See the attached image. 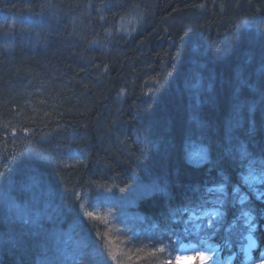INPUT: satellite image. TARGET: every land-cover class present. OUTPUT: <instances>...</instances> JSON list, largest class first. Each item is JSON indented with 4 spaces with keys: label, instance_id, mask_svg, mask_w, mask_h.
Instances as JSON below:
<instances>
[{
    "label": "trees",
    "instance_id": "1",
    "mask_svg": "<svg viewBox=\"0 0 264 264\" xmlns=\"http://www.w3.org/2000/svg\"><path fill=\"white\" fill-rule=\"evenodd\" d=\"M110 5L0 0V264H179L182 243L218 245L244 264L246 220L264 248V192L246 178L264 171V0H148L122 16ZM197 6L241 39L213 51L197 23L193 40ZM233 50L256 75L234 66L245 57ZM251 102L241 137L235 110ZM93 111L89 131L74 121ZM11 130L78 137L92 170L76 174L78 157L56 162L73 147L56 143L35 174L47 145L26 158ZM208 207L222 219L190 230L189 213Z\"/></svg>",
    "mask_w": 264,
    "mask_h": 264
},
{
    "label": "bare ground",
    "instance_id": "2",
    "mask_svg": "<svg viewBox=\"0 0 264 264\" xmlns=\"http://www.w3.org/2000/svg\"><path fill=\"white\" fill-rule=\"evenodd\" d=\"M111 1V5L110 8L111 10L115 13V14H120V16H122L123 14L133 11V9L135 7H142L144 6L145 2L148 0H129V3L127 2L126 5L124 6L121 4V2L119 0H109ZM151 2H154L155 0H149ZM190 15L192 16V21L190 22L191 25H188V29H192V39L196 40L200 38V33L199 34H195L198 31V24H205L206 27L204 28V33H202V36H207L209 38V42L211 45V49L214 51L215 49H219L223 46L224 42L231 37V35H235V37L237 39H241V36L237 35V33H233L232 31H228L227 29L223 28L222 26L220 27V24L218 23L217 20V10L215 8H202V7H194L192 9L189 10ZM130 14V13H129ZM128 14V15H129ZM127 15V16H128ZM149 28L153 26L152 22H147L146 23ZM148 26H145L146 29L148 28ZM203 27V26H202ZM196 30V32H195ZM195 32V33H194ZM254 33L250 34L247 36V38H251L253 36ZM246 34H243L242 37H245ZM246 41V40H245ZM211 52V51H210ZM233 54H236L235 57L238 59H242V57H245V61L243 62H237L238 60L234 61V66L238 67L239 69H241L242 71L245 72V74L250 75V76H254L256 75V73H254L253 68H252V63L250 62V60L247 59L246 54L244 53L243 55L237 50H233L232 51ZM212 53V52H211ZM247 59V60H246ZM216 75L215 71L214 74H212L211 76ZM217 81V80H216ZM209 89V86H208ZM186 98L188 99V97L186 96ZM204 99V98H203ZM206 100V99H204ZM232 104L230 103V106ZM256 107V104H254L253 102L247 104V105H242L240 106L238 109L235 110V115L238 119V121L233 122V127L236 131V133H238V135H240L241 137L247 136L250 134V129H251V123L250 122H241L240 118L243 116L244 111L246 110L247 114L249 111H253L254 108ZM89 118H84V119H78L75 120L76 122H79V124H86L85 129L89 131V129L93 128L92 124H95L97 122V116H98V111L95 112L93 111L90 115ZM96 129V126H95ZM21 131H23V129H21ZM34 133V139L30 140V139H21L18 135V132L15 130H11L8 132H5L4 134L7 136L8 140L13 143L14 148L21 154H23V152L25 151V155L24 157L27 158V156H30L28 154V152H32L33 151H39L40 149H42V147L44 148V145L46 144L48 147L49 151L46 153V156L41 159L39 161V159L41 157H39L38 159V163H32L33 166H31V170L33 171V173L35 174H42L43 170V164L42 162H45L47 159H50L52 156V148L54 147V145L56 143H70L78 152V155L81 159L82 162V167L78 168L76 170V174H81V173H87V171H91V164L88 162V158H87V154L81 152L78 148V141H80L78 139V137L76 139H72V137H69L67 134L65 135L63 133V131L60 130H56L55 132H53L51 135H45V134H40L39 136L36 135L37 132L35 130H33ZM49 139H53L52 141H50ZM78 139V140H77ZM70 145L66 146V149L69 147ZM66 150H59L56 152L55 155H53V157H57L61 160L58 161L54 158V160L56 162H58L59 164H61L64 167L67 166H81V162L75 160L72 161L68 155L66 154ZM41 156V155H39ZM27 160V159H26ZM69 168V167H67ZM74 173V174H75ZM256 176L259 177V184L262 187V191L264 192V171H260L257 170L256 171ZM94 181V179H93ZM59 194V192H58ZM57 194V196H58ZM90 198L92 197H86L87 201L90 200ZM260 200H264V196H262L260 198ZM74 203H77V200L74 201V197L72 193H69V197H68V202H66V204H68L69 206L73 205ZM134 213V215L138 218H143V215L139 212V211H135L132 212ZM162 230L156 231L155 235L156 236H161L162 235ZM186 243H182L181 246V252L180 255L178 257L179 259V264L181 263V260H183L184 256H186L189 253V250L186 247ZM227 254H229V252H226Z\"/></svg>",
    "mask_w": 264,
    "mask_h": 264
},
{
    "label": "rangeland",
    "instance_id": "3",
    "mask_svg": "<svg viewBox=\"0 0 264 264\" xmlns=\"http://www.w3.org/2000/svg\"><path fill=\"white\" fill-rule=\"evenodd\" d=\"M66 150V154L68 155V157L72 160L75 161L77 159V157L80 159L78 152L76 151V149H74L73 147H68ZM246 178L249 179V181L251 182H258L259 181V177L256 175H251V176H247ZM246 184L249 183L248 180H245ZM218 214V212L216 211H206L205 213H203V215L207 216L208 220H210L212 217H216ZM255 247V243L252 244V248ZM193 247H190L188 250H191ZM198 253V250L193 249L191 250V252L189 253V256H196V254ZM220 255V251L219 249H217L216 247H209L207 249H205L204 251H202V262L203 264H214L213 261L216 258V256ZM229 260V264H232V260ZM191 260H189V258L187 256H184L183 260H181L180 264H188Z\"/></svg>",
    "mask_w": 264,
    "mask_h": 264
}]
</instances>
